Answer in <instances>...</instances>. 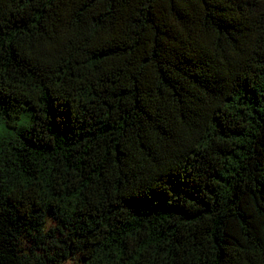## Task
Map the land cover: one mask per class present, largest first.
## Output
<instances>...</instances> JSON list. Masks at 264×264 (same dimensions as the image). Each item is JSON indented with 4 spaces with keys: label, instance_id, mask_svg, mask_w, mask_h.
Here are the masks:
<instances>
[{
    "label": "trees",
    "instance_id": "obj_1",
    "mask_svg": "<svg viewBox=\"0 0 264 264\" xmlns=\"http://www.w3.org/2000/svg\"><path fill=\"white\" fill-rule=\"evenodd\" d=\"M0 264H264V0H0Z\"/></svg>",
    "mask_w": 264,
    "mask_h": 264
}]
</instances>
